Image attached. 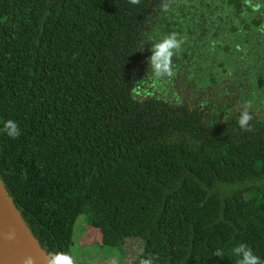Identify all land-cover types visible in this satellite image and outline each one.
<instances>
[{
	"label": "trees",
	"instance_id": "16d2710c",
	"mask_svg": "<svg viewBox=\"0 0 264 264\" xmlns=\"http://www.w3.org/2000/svg\"><path fill=\"white\" fill-rule=\"evenodd\" d=\"M153 4L0 0V181L50 258L96 190L131 264H236L240 243L264 260V120L135 96Z\"/></svg>",
	"mask_w": 264,
	"mask_h": 264
},
{
	"label": "flooded vegetation",
	"instance_id": "af4514ba",
	"mask_svg": "<svg viewBox=\"0 0 264 264\" xmlns=\"http://www.w3.org/2000/svg\"><path fill=\"white\" fill-rule=\"evenodd\" d=\"M172 32L183 42L167 85L194 88L230 112L251 101L248 110L264 120V0H154L143 33L146 73H154L153 44Z\"/></svg>",
	"mask_w": 264,
	"mask_h": 264
},
{
	"label": "rangeland",
	"instance_id": "374dc122",
	"mask_svg": "<svg viewBox=\"0 0 264 264\" xmlns=\"http://www.w3.org/2000/svg\"><path fill=\"white\" fill-rule=\"evenodd\" d=\"M140 50L142 64H146L147 61H143V45ZM154 76L155 73L145 71H142L139 76H133L132 90L135 96L140 98L154 95L166 98L173 103H198L200 97L194 88H187L184 91L180 87L167 85L168 77L158 79ZM212 111L215 110L212 109ZM79 209L80 214L73 231L74 244L71 248L77 264H112L113 261H117L118 264H131L137 257V246L126 244L122 249L111 246L119 240V235L108 227L111 208L99 199L96 190H93L81 203Z\"/></svg>",
	"mask_w": 264,
	"mask_h": 264
},
{
	"label": "clouds",
	"instance_id": "9594fccd",
	"mask_svg": "<svg viewBox=\"0 0 264 264\" xmlns=\"http://www.w3.org/2000/svg\"><path fill=\"white\" fill-rule=\"evenodd\" d=\"M133 5L139 4L140 0H130ZM165 10L167 6H164ZM178 34L175 32L169 33L152 46V56L150 57L151 66L155 73V78L162 79L164 77H174L175 72L173 70V50H176V54L180 51L183 40L177 39ZM252 106L251 101H245L242 107V112L238 118V124L242 129L248 131H254L250 125V121L253 120V113L248 109ZM4 130L7 131V135L13 139L19 136L18 124L13 120H7L4 123ZM7 239H15V231H9L7 233ZM232 254L237 257L236 264H264V260L254 254L252 249L244 243H240L232 248ZM51 260L48 264H77L71 252L57 251L50 253ZM215 255L223 258L224 253L221 249H217ZM24 264H33V257L28 256L25 258ZM112 264H118L117 261H113ZM139 264H154V261L150 258H142Z\"/></svg>",
	"mask_w": 264,
	"mask_h": 264
},
{
	"label": "water",
	"instance_id": "95a60500",
	"mask_svg": "<svg viewBox=\"0 0 264 264\" xmlns=\"http://www.w3.org/2000/svg\"><path fill=\"white\" fill-rule=\"evenodd\" d=\"M12 230L15 239L9 240L7 233ZM28 256L33 257V264H48L51 260L0 181V264H24Z\"/></svg>",
	"mask_w": 264,
	"mask_h": 264
}]
</instances>
